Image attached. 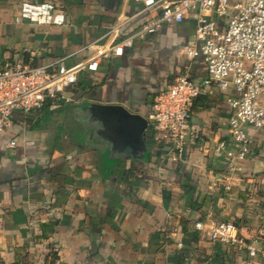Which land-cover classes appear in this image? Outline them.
<instances>
[{"label":"crops","instance_id":"0c3cea01","mask_svg":"<svg viewBox=\"0 0 264 264\" xmlns=\"http://www.w3.org/2000/svg\"><path fill=\"white\" fill-rule=\"evenodd\" d=\"M25 2L55 4L67 24L16 23ZM143 10L136 0H0V63L38 67L64 58L75 65L91 56L90 45L136 32L150 16ZM119 19V35L108 38ZM195 29L193 16L164 25L135 39L123 56L102 60L97 72L80 73L65 93L69 102L14 114L0 139V264H240L247 257L206 235L212 222H233L252 240L264 226V134L248 129L251 153L234 171L213 149L230 140L232 89L208 86L194 103L191 125L200 143H189L182 163L164 160V147L147 134L143 159L129 147L111 154L112 143L97 133L102 124L92 120V104L118 105L150 126L156 96L179 75L204 81V60L183 53ZM13 140L18 146L7 148ZM256 246L264 264V237Z\"/></svg>","mask_w":264,"mask_h":264},{"label":"built area","instance_id":"2783aa9c","mask_svg":"<svg viewBox=\"0 0 264 264\" xmlns=\"http://www.w3.org/2000/svg\"><path fill=\"white\" fill-rule=\"evenodd\" d=\"M136 1L144 4L143 12L150 15L148 20L120 42L90 45L87 48L93 53L83 62L67 66L62 58L38 67L22 61L0 63V139L16 112L29 114L49 101L69 102L65 93L77 84L80 73L97 72L102 60L123 56L135 39L153 35L164 25L180 24L193 16L194 42L183 53L191 60L202 58L208 76L196 83L184 72L156 96L151 116L153 139L164 147V160L184 162L189 143L199 138L191 125L195 100L211 85L222 91L232 89L236 95L227 99L231 109L230 140L217 141L213 149L221 154L227 170L239 169L249 158L253 145L248 129L264 134V0ZM15 21L39 27H63L67 17L53 3L25 2ZM124 24L125 21L117 20L108 38L117 35ZM17 146L15 140L7 144L9 149ZM198 149L210 151L204 145ZM204 228L203 223L196 224L198 231ZM206 235L214 243L246 252L247 257L240 264H259L256 244L264 237V226L252 240L244 238L233 222H212ZM178 246L181 248L182 244Z\"/></svg>","mask_w":264,"mask_h":264},{"label":"water","instance_id":"95a60500","mask_svg":"<svg viewBox=\"0 0 264 264\" xmlns=\"http://www.w3.org/2000/svg\"><path fill=\"white\" fill-rule=\"evenodd\" d=\"M90 111L92 120L102 124L97 133L113 145L111 154L122 152L129 147L134 158H144L147 150L146 131L149 127L147 117L131 113L118 105L94 103L90 106Z\"/></svg>","mask_w":264,"mask_h":264},{"label":"trees","instance_id":"16d2710c","mask_svg":"<svg viewBox=\"0 0 264 264\" xmlns=\"http://www.w3.org/2000/svg\"><path fill=\"white\" fill-rule=\"evenodd\" d=\"M200 98V96L195 100V102ZM146 134H147V138H148V142H150L151 144L152 143H155L154 142V139H153V126L150 125L146 131ZM200 143V139L198 138V140H196V142L194 144H199ZM182 189L184 190V193L187 197V199H190V193L191 191L193 190L191 188V186L189 185V181L186 180L183 184H182ZM166 195V194H165ZM167 197V195L165 196Z\"/></svg>","mask_w":264,"mask_h":264}]
</instances>
